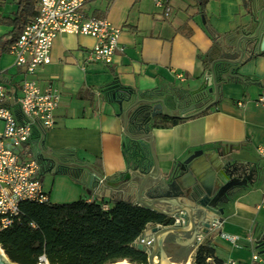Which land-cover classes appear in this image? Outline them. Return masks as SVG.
<instances>
[{"label":"crops","instance_id":"crops-1","mask_svg":"<svg viewBox=\"0 0 264 264\" xmlns=\"http://www.w3.org/2000/svg\"><path fill=\"white\" fill-rule=\"evenodd\" d=\"M166 1L170 7L167 14L155 0H93L85 5L88 15L106 17L119 28V48L114 51L112 61L105 64L87 58L94 37L60 33L54 38L50 62L41 66L36 75L41 87L51 82L60 91L54 124L50 128L34 125L25 148L41 165V182L45 175L49 176L50 187L42 183L49 201L61 203L79 198L110 201L117 196L133 202L132 195L102 188L91 176L94 172L106 179L114 173L126 172L127 168L129 151L123 118L117 115V104L107 87L127 88L137 95H163L171 113L191 117L168 127L150 126L161 171L197 149L213 156L225 149L232 150L253 168L244 183L236 187L234 195L221 205L220 215L195 209L194 231H170L165 235L166 261L192 264L196 238L201 233L212 240L219 258L248 262L253 251L262 250L257 238L259 227L264 224V208L258 207L264 168L257 152L259 146H264V107L256 103L258 95L264 92V54L258 53L264 28L254 40L252 50L258 54L238 67V72L252 81L217 82L216 95L200 89L208 70L203 68L198 53L210 48L211 32L222 34L233 30L231 35H239L241 29L251 30L253 20L264 15V0H206L202 7L195 0ZM38 4L39 0H35L36 13ZM30 6L29 1L26 5L24 0H0V82L8 89L6 105L17 115L15 100L20 94L23 70L14 64L8 47L20 29L13 18L30 16ZM211 101L215 103L211 110L192 116ZM57 150L67 151L66 157L56 158ZM38 151L56 158L60 164L54 168L58 172L44 170L36 157ZM110 180L116 184L114 179ZM181 199L195 206L192 201ZM150 226L146 225L142 232L146 241L152 234ZM220 232L239 238L231 243ZM260 255L264 264V255Z\"/></svg>","mask_w":264,"mask_h":264},{"label":"trees","instance_id":"trees-1","mask_svg":"<svg viewBox=\"0 0 264 264\" xmlns=\"http://www.w3.org/2000/svg\"><path fill=\"white\" fill-rule=\"evenodd\" d=\"M28 1L31 15L13 18L20 29L36 14L33 10L35 0H24L26 5ZM195 1L198 7L206 2ZM232 32H211L210 48L203 54L198 53L203 68L211 70L216 83L252 81L241 75L238 67L250 56L264 54V50L255 53L253 45L239 48L240 37L238 34L231 35ZM214 106L215 103L192 116L204 114ZM190 117L160 113L151 118L150 126L168 127ZM65 152L55 151L56 158L63 159ZM103 204L107 207L104 208ZM172 222L173 219L168 216L117 196L110 201H87L85 198L61 203L48 199L43 202L22 201L17 214L11 216L10 223L0 228V247L10 261L18 264H42V257L48 264H113L121 260L146 264L147 255L134 246L135 240L148 224L169 225ZM222 260L216 255L210 238L196 243L192 264H221Z\"/></svg>","mask_w":264,"mask_h":264},{"label":"water","instance_id":"water-1","mask_svg":"<svg viewBox=\"0 0 264 264\" xmlns=\"http://www.w3.org/2000/svg\"><path fill=\"white\" fill-rule=\"evenodd\" d=\"M263 28L264 15L261 14L258 20H253L251 30H242L239 33L238 47L244 48L254 45L255 38ZM254 47L256 48V46ZM258 48L260 51L264 50V33L261 35ZM115 87L107 88L111 90V97L117 104V115H121L123 118V133L130 158L126 161L127 168L124 173H114L106 179L94 172L91 173V176L102 188L108 187L120 190L126 195H132V201L137 205L170 218L181 216L185 219L183 225L177 223L169 225L150 224L152 233L150 246L145 244V235L142 233L134 242L137 249L146 253V264H155V261L160 259L166 260L163 243L168 232L187 233L194 231L193 211L195 209L200 210L201 213L210 210L217 216L220 215L223 212L221 205L234 195L236 187L244 183L252 173L253 168L249 161L232 150L225 149L220 155L213 156L203 149H197L182 160L176 161L168 170L161 171L153 150L150 120L160 113L177 117H185L186 115L171 113L161 94L137 95L130 89H116ZM200 89L202 91L207 89L209 93L213 92L216 95L218 87L213 80L211 70L206 72ZM212 103L213 101L209 102L195 113L202 111ZM36 157L45 166V171L58 172L54 166L60 163L55 157L44 155L40 151ZM101 178L102 180H100ZM110 179H114L116 184H111ZM181 198L192 201L195 206L185 204ZM165 205L169 207H165ZM216 219L218 218H214L215 221H217ZM188 221L190 226H187ZM218 221L220 222V219ZM149 239L147 238V240ZM257 244L262 246L260 253L264 255V224L259 227ZM122 261L113 264L133 263L126 260L128 263H122ZM167 263L175 264L170 261ZM0 264L18 263L10 261L0 247ZM42 264H48L46 259Z\"/></svg>","mask_w":264,"mask_h":264},{"label":"built area","instance_id":"built-area-1","mask_svg":"<svg viewBox=\"0 0 264 264\" xmlns=\"http://www.w3.org/2000/svg\"><path fill=\"white\" fill-rule=\"evenodd\" d=\"M93 0H39L37 13L24 23L10 43L8 51L14 64L22 68L19 82L20 94L16 97L19 108L17 115L6 105L8 89L0 82V228L10 223L11 216L17 214L22 201L43 202L47 195L41 182V165L29 155L27 145L34 125L50 128L54 124L55 111L60 101V91L51 82L41 87L37 81L40 67L50 62V51L54 38L60 33L90 35L95 38L88 52V60L108 64L114 51L119 48V28L113 26L106 17L88 15L84 7ZM163 6L165 14L170 7L166 0H155ZM256 103L264 107V92ZM257 152L263 161L264 146ZM102 180V178L100 179ZM93 198L87 199L91 201ZM106 208L107 205L103 204ZM258 207L264 208V187ZM185 224L181 216L174 217L171 224ZM220 236L236 243L239 236L220 232ZM197 242L204 240L198 234ZM150 246L151 240L145 241ZM44 263L45 258L41 259ZM260 253L253 251L248 262L225 258L221 264H262Z\"/></svg>","mask_w":264,"mask_h":264},{"label":"bare ground","instance_id":"bare-ground-1","mask_svg":"<svg viewBox=\"0 0 264 264\" xmlns=\"http://www.w3.org/2000/svg\"><path fill=\"white\" fill-rule=\"evenodd\" d=\"M4 257H5V255H4ZM122 263H128V262H126L125 260H123ZM128 264H136V263H128ZM155 264H168V263H167V261L165 259H160L158 261H155ZM175 264H181V263H175Z\"/></svg>","mask_w":264,"mask_h":264},{"label":"rangeland","instance_id":"rangeland-1","mask_svg":"<svg viewBox=\"0 0 264 264\" xmlns=\"http://www.w3.org/2000/svg\"><path fill=\"white\" fill-rule=\"evenodd\" d=\"M43 184H44V186L46 187V188H49L50 186V179H49V176L48 175H45V177H44V179H43V182H42ZM127 261V260H126Z\"/></svg>","mask_w":264,"mask_h":264},{"label":"flooded vegetation","instance_id":"flooded-vegetation-1","mask_svg":"<svg viewBox=\"0 0 264 264\" xmlns=\"http://www.w3.org/2000/svg\"><path fill=\"white\" fill-rule=\"evenodd\" d=\"M173 218H174V217H173ZM173 218H172V219H173Z\"/></svg>","mask_w":264,"mask_h":264}]
</instances>
